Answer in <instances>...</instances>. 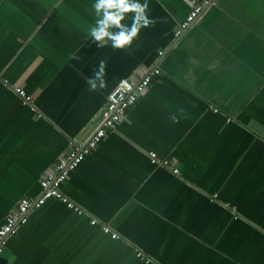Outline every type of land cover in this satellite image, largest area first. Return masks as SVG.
Returning <instances> with one entry per match:
<instances>
[{
	"label": "crops",
	"instance_id": "1",
	"mask_svg": "<svg viewBox=\"0 0 264 264\" xmlns=\"http://www.w3.org/2000/svg\"><path fill=\"white\" fill-rule=\"evenodd\" d=\"M95 2L0 0V224L70 141L87 142L120 79L161 70L61 184L84 212L31 206L0 264H144L136 249L160 264H264V0H213L178 36L189 0H138L153 23L119 49L90 35Z\"/></svg>",
	"mask_w": 264,
	"mask_h": 264
},
{
	"label": "built area",
	"instance_id": "2",
	"mask_svg": "<svg viewBox=\"0 0 264 264\" xmlns=\"http://www.w3.org/2000/svg\"><path fill=\"white\" fill-rule=\"evenodd\" d=\"M213 0H189L190 10L175 30V36L180 35L194 19L208 6ZM162 54V51L158 52ZM161 70L155 66L145 69L135 80L122 78L118 81L113 90L107 95L106 102L100 112L98 126L86 143L80 144L70 141V146L62 153L58 161L39 179L40 194L35 197H22L11 210L2 224H0V255L6 243V239L11 236L17 227L27 219V212L31 206H40L46 200L55 198L64 203L66 207L81 214L84 210L72 202L62 193L61 184L67 179L69 173L89 155L104 138L108 131L114 130L117 124L124 118L127 110L134 105L137 98L146 92L154 75L160 74ZM14 91L23 100V103H30L31 96L22 88L15 87ZM153 163H160L170 168L173 174L178 175V169L169 165V160H159L154 152H149ZM91 224L99 223L102 231L113 239H119L120 235L106 223L99 222L96 218H91ZM137 258L144 264H160L149 255L136 249Z\"/></svg>",
	"mask_w": 264,
	"mask_h": 264
},
{
	"label": "clouds",
	"instance_id": "3",
	"mask_svg": "<svg viewBox=\"0 0 264 264\" xmlns=\"http://www.w3.org/2000/svg\"><path fill=\"white\" fill-rule=\"evenodd\" d=\"M94 9L97 17L96 26L90 29V35L94 41L99 42L103 47L111 42L113 48H124L131 46L138 37L141 28L153 23L147 14L148 4H141L138 0H96ZM135 13L131 26L122 23L127 13ZM118 29L113 31L112 29ZM104 75V62H101L100 70L95 73L96 79ZM89 83L96 87L95 80L90 79ZM101 86H105L103 82Z\"/></svg>",
	"mask_w": 264,
	"mask_h": 264
},
{
	"label": "water",
	"instance_id": "4",
	"mask_svg": "<svg viewBox=\"0 0 264 264\" xmlns=\"http://www.w3.org/2000/svg\"><path fill=\"white\" fill-rule=\"evenodd\" d=\"M187 29V28H186Z\"/></svg>",
	"mask_w": 264,
	"mask_h": 264
}]
</instances>
